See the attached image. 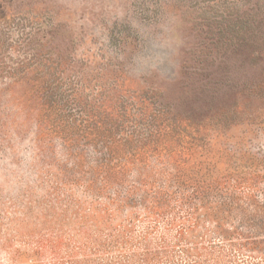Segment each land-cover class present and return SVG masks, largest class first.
<instances>
[{"label": "rangeland", "instance_id": "374dc122", "mask_svg": "<svg viewBox=\"0 0 264 264\" xmlns=\"http://www.w3.org/2000/svg\"><path fill=\"white\" fill-rule=\"evenodd\" d=\"M262 1L0 0V264H264ZM49 73L119 165L70 179Z\"/></svg>", "mask_w": 264, "mask_h": 264}, {"label": "trees", "instance_id": "16d2710c", "mask_svg": "<svg viewBox=\"0 0 264 264\" xmlns=\"http://www.w3.org/2000/svg\"><path fill=\"white\" fill-rule=\"evenodd\" d=\"M259 4L260 0H256V3L253 4V7L250 9V11L252 9L254 10L255 7L257 8ZM242 20L246 21L245 18H242ZM244 23L242 22L243 26L245 25ZM252 25L254 27V23H252ZM255 26L258 32L257 35L259 40V38L264 36V33H261L260 29V26H262V20H258L257 23H255ZM247 30L248 29H244L243 31L246 32ZM243 39L248 38L243 35L242 40ZM254 40H257V37H255ZM53 74L54 73L46 74L47 78L44 82L45 87L42 86L43 93L48 96L46 108L48 112L46 114L47 127L45 128L47 130L45 133L47 143L52 145V139L54 137H58L62 139L63 143L67 144L68 148L66 151L68 152L66 153L68 154V159L71 158L72 160V164L71 166H69V170L71 171V174H74L72 175V177H70V179L72 180H77V178H79H76L77 174H80V176H84L86 172H89L91 170H95L96 173L98 168L101 169V167H106V169H108L112 167L113 161L115 160L117 163L118 161L116 159L120 157L116 150L113 149L104 151L103 154H101V156L96 159L97 162L94 165L87 163L88 161L86 162V157L82 147H85V145L88 144H92L93 147L96 148L100 142L108 141L111 135V131H109V129L105 127L104 131L99 132L98 130H96L95 122H90L88 118L77 117L76 114L71 113V109L69 110L68 108L67 100L63 97L64 92L61 93V89L58 88V85H60L57 81L58 78H49V76ZM59 94L61 97L58 99ZM116 163L115 165L118 164Z\"/></svg>", "mask_w": 264, "mask_h": 264}]
</instances>
